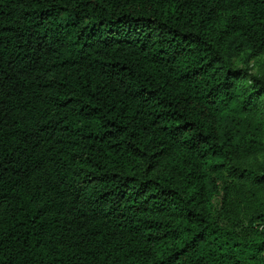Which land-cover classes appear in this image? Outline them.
Returning a JSON list of instances; mask_svg holds the SVG:
<instances>
[{
	"label": "trees",
	"instance_id": "16d2710c",
	"mask_svg": "<svg viewBox=\"0 0 264 264\" xmlns=\"http://www.w3.org/2000/svg\"><path fill=\"white\" fill-rule=\"evenodd\" d=\"M264 0H0V264H264Z\"/></svg>",
	"mask_w": 264,
	"mask_h": 264
},
{
	"label": "rangeland",
	"instance_id": "374dc122",
	"mask_svg": "<svg viewBox=\"0 0 264 264\" xmlns=\"http://www.w3.org/2000/svg\"><path fill=\"white\" fill-rule=\"evenodd\" d=\"M235 65L236 66H249V71L252 73H262L264 72V51L258 55L252 56L249 59H245V51L241 50L235 56ZM264 158L262 156H258L255 158H250L246 162V164H254L257 165L260 162H263Z\"/></svg>",
	"mask_w": 264,
	"mask_h": 264
}]
</instances>
